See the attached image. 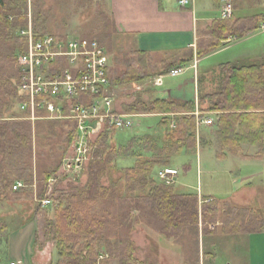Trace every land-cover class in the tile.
<instances>
[{
  "label": "rangeland",
  "instance_id": "rangeland-1",
  "mask_svg": "<svg viewBox=\"0 0 264 264\" xmlns=\"http://www.w3.org/2000/svg\"><path fill=\"white\" fill-rule=\"evenodd\" d=\"M234 1L236 2L234 4L237 5L236 10H232V18H245V16L264 12V4L261 3L264 0ZM221 2L225 5L230 4L232 9L234 7L232 0H222ZM26 3L27 24L29 25V21L31 22L36 36L66 37L68 35L81 38L86 35L97 38V32L102 23L101 11H106L101 2L97 0H26ZM217 9L214 8L211 11L215 12V16H217ZM203 32L199 34L197 41L201 39L202 34L204 35ZM257 34L258 38L235 46L215 58L203 60L196 70V77L216 70L218 64L230 55L238 56L242 52L246 53L249 49H257L264 43V34L259 31ZM9 41L5 46L0 44V50L6 49L11 54L12 51L16 53L20 42H17L15 38H9ZM108 46L106 44L104 47L108 57V66L111 67V73L117 74L124 70L123 64L127 63L125 61L128 59L126 56L128 45L123 43L120 48L118 47L119 49H114L113 45L112 47ZM188 66L182 67L183 73L180 76L171 77L167 74L163 80L164 87L156 89L155 95L158 96L159 92L169 89L172 99L193 101L195 93L193 71L186 68ZM5 68H8L7 73L11 75L13 72L12 63L5 65ZM218 84V72L205 75L201 87L202 95L215 93ZM9 88L7 87V89ZM153 89L152 83L144 80L138 85L127 84L119 87L110 85L108 94L112 101V107L116 113L130 117L126 119L130 122L129 127L122 131L110 130L115 134L112 135L115 136V140H112L106 149L100 147L99 140L104 130L94 136L90 140L91 148L88 157L78 172L73 174V170H66L64 163L75 154L73 146L75 136L66 148L67 127L57 123L56 129L52 133L53 137L41 140V137L35 133L36 120L32 121L28 119L27 114L16 112V107L11 106L12 95L9 91L6 92L0 88V121H10L8 123L30 121L26 124L27 129L22 131L25 135L22 147L25 145L24 147L27 148L20 152L25 155L24 158H27L31 170L27 174L29 176L25 183L15 180L9 184L10 192L6 196V200L10 204L20 202L26 208L30 206V209H21L20 211L24 213L25 218H31L35 214L34 218L38 219L35 250H52L53 261L50 264H66V260L59 257L56 242L52 240L54 231L50 226L55 221V210L59 205L65 207L66 203L71 202L73 195H78L82 191L90 194L91 204L88 207L92 214L104 221V234L95 241L77 240L76 253L79 252V245L82 246L93 241L91 255L105 252L108 255L109 264H119L118 254L124 245L128 247V253L131 250V256L139 264H198L196 239L202 232H225L229 231L230 226L238 227V229L246 226L245 229L249 232L264 223V159L256 160L258 153L264 156V150L257 152V150L243 151L222 147L220 143H223L224 140L210 134L214 132L217 124V118L212 115L213 125L201 127L198 136L195 133L194 154L182 152L174 154L170 151L161 153L160 151L166 144L165 130L160 126L161 119L147 116L151 114L145 113L142 104L137 101L141 98L143 101H147V96L152 94ZM207 106L206 101L201 105L204 109ZM28 125L31 127L30 129ZM13 132L9 129L5 131L4 139L8 136L9 143L13 141ZM47 148L53 150L51 158L44 155ZM110 148H115L114 152ZM242 154L246 156L249 154L251 158L243 157L242 159L238 156ZM252 155L256 156L255 159ZM146 159L160 161L158 163L160 165L154 168L152 176L156 183L159 182L157 174L154 175L157 171L164 168L178 169L176 184L170 188L177 192L181 189L200 194L201 197L197 194L199 206L197 226L194 225V217H191L190 209L181 215L185 217L183 222L167 227L155 214L149 213L146 209H131L128 201L118 200L129 189L130 184L125 178L127 170L140 166V163L145 162ZM46 169L51 172H46L50 173V177L44 180L45 174L42 172ZM1 174L3 178L6 176L5 171H1ZM16 182H21L23 187L13 192L12 187ZM39 195L42 196L39 197ZM81 197L85 198L83 195ZM204 197H212L218 201L220 204L217 209H200ZM44 200H50V204L43 208L39 206V203ZM121 202L124 203L123 206H121ZM112 203L116 204L115 208L123 209H110L109 205ZM230 207L233 209H227ZM202 210L205 211L204 215L207 218L204 226L201 223ZM14 211L11 209L9 213H14ZM2 214L3 221L6 220L7 224V230L4 231L6 236L15 228L16 222L21 219L18 215L14 225H11L9 223L11 218H8L6 213ZM49 233L51 236L48 235ZM4 239V236H0L3 248L5 247ZM119 244H122V247ZM3 248H0V252L4 250ZM82 253L88 256L86 251ZM0 264H7L5 257L0 256Z\"/></svg>",
  "mask_w": 264,
  "mask_h": 264
},
{
  "label": "trees",
  "instance_id": "trees-1",
  "mask_svg": "<svg viewBox=\"0 0 264 264\" xmlns=\"http://www.w3.org/2000/svg\"><path fill=\"white\" fill-rule=\"evenodd\" d=\"M215 3H220L222 0H213ZM233 1V9L236 10V5ZM236 3V2H235ZM231 6V5H230ZM27 3L26 0H0V44L6 45L10 42L9 38H15L17 42H20L17 52L12 54L6 49L0 50V88L4 91H9L12 99L11 106L16 107V112L26 115V113L20 111V104L25 101V98L21 96L19 91L20 72L17 65V58L25 51L27 40L21 36V32L28 28L27 24ZM232 8V6H231ZM111 24L107 21L103 26L104 36L101 35L96 38L93 36H82L81 38L96 40L102 47H105L109 34V28ZM264 25V13L259 12L252 16L243 19H221L214 21L210 27H208L202 34L201 39L197 41L195 58L201 59L212 52H215L222 47L223 42L239 41L249 34L258 32L260 27ZM32 29L33 26H32ZM10 47V46H8ZM194 60V56L181 60L177 69H180V65H185ZM13 65V72L10 75L7 73L8 68L5 65ZM174 66V65H172ZM5 68V69H4ZM176 70V69H175ZM143 72V69L137 67H131L121 79L113 80L108 70L107 77L111 86H122L136 81L144 80V77H138V74ZM172 70L166 69L161 75L169 74ZM218 72V88L213 94L202 95L201 87L203 85L204 76H198L196 78L197 84V104L198 110L201 113H221L222 117H226L234 125L240 123L239 134L243 136V141H253L264 139V59L250 61L245 60L234 64L221 65L217 70L210 74ZM209 75V74H208ZM136 76V78L134 77ZM7 87L9 89H7ZM205 101L208 103L206 109L201 107ZM139 104H142L143 111L145 113H163V114H180L184 115L174 116L173 118L165 117L160 121V126L165 130L164 139L166 141L165 146L160 151L161 153L171 152L174 154H194L195 153V117L192 113L195 110L194 101H186L183 103H177L171 99H151L149 101L139 100ZM42 113H38L37 117ZM223 118L220 119V121ZM218 121V122H220ZM0 203L6 200V196L10 192L8 190L9 184L12 181L20 180L25 183L30 173V165L27 162V158H24L22 150L27 147H22V143L25 142V135L22 131L27 129V122L22 120L17 121L21 123H8L10 121H0ZM16 122V121H14ZM24 122V123H23ZM57 123L63 124L67 127V134L65 136L67 148L70 140L76 134L75 124L67 120H48L41 119L36 120L34 124L35 133L41 137V140L45 138L50 139L53 137L52 133L57 127ZM174 125V127H172ZM263 127V131L259 132L260 127ZM29 129L31 128L28 125ZM258 128L257 133L251 130ZM248 129V132L246 131ZM9 129L14 131L12 136L13 141L10 143L4 137L5 131ZM231 130V131H227ZM234 129H226L222 136H228L229 132H233ZM30 133V132H29ZM212 134V133H210ZM114 133L110 130H105L100 135V147L106 149L108 144L115 140ZM230 135V134H229ZM48 136V137H47ZM30 138V137H29ZM224 139V138H223ZM115 150V148H110ZM21 151V152H20ZM53 150L46 149L44 155L51 158ZM152 153L151 151H149ZM160 161H150L146 159L141 165L127 170L125 178L129 182V189L126 194L122 195L121 200L123 202H129L131 209H146L149 213L155 214L164 225H176L185 220L184 216H181L184 211L190 209L191 217H194V225L198 224V197L195 193L190 192H177L171 189V186H165L162 183H156L153 180L154 168ZM1 171L6 172V176L3 178ZM51 170H44L42 174H45L44 180L50 177ZM158 172V171H157ZM154 173L155 174H157ZM9 179L7 180L6 179ZM88 187V186H87ZM13 188V187H12ZM90 188V187H89ZM88 188V190H89ZM11 189V188H10ZM87 189V188H86ZM85 189V190H86ZM13 190V189H12ZM16 192V191H13ZM105 192V190H104ZM85 191L79 192L78 195H73L71 202L66 203L65 207L59 205L55 210V221L50 228L54 231L52 240L56 242V247L59 250V257L66 260V264H96V259L100 254H107L105 252H98L92 256V242L99 239L104 234V221H101L92 214L88 206L91 204L90 194ZM83 195L85 198H82ZM42 195H39L41 197ZM93 197V194H92ZM208 201V202H207ZM121 202V206L124 203ZM218 201L212 198L203 199V204L200 209H217ZM114 203L110 204V209H123L120 207L115 208ZM40 206V205H39ZM38 207V206H37ZM233 209V208H227ZM236 209V208H234ZM205 211L202 210V225L207 220L204 215ZM252 214V213H251ZM35 214L31 217L34 219ZM109 216V214H108ZM249 221V220H248ZM102 222V223H101ZM250 222V221H249ZM243 226L242 229L238 227H231L229 231H225V234H238L247 233ZM264 228V223L259 227L250 230L249 232H259ZM51 236V233L48 234ZM93 240L82 246L79 245V252L76 253L77 240ZM36 244V237L34 246ZM122 247V244H119ZM86 251L88 256L82 253ZM131 252V250H130ZM128 253V247L126 245L120 250L118 254L119 264H139Z\"/></svg>",
  "mask_w": 264,
  "mask_h": 264
},
{
  "label": "crops",
  "instance_id": "crops-1",
  "mask_svg": "<svg viewBox=\"0 0 264 264\" xmlns=\"http://www.w3.org/2000/svg\"><path fill=\"white\" fill-rule=\"evenodd\" d=\"M97 1H100L106 10L105 12L104 10L101 11L102 23L100 25V30L97 32V36L99 37L101 35L102 37L105 35L103 26L108 21L111 24L107 32L109 34L106 41V44L109 45L108 47H112L113 45L114 49H119L123 43L128 45V54L126 56L129 60L127 59L125 61L127 63L123 64L124 70L117 74L114 72L111 73V67L109 66L110 76L113 80L121 79L131 67L135 66V68L137 67L138 69L142 68L143 72H140L138 77H144V81H150L154 86L152 94L147 96V101L157 98L164 100L171 99L177 103L186 102V100L182 99H172L169 89L159 92L158 96L155 95L154 91L156 89L164 87L163 80L167 74L161 75L163 71L166 69L172 71L177 69L176 66H179L181 60L191 57V55H193L194 60H196L197 64L195 70H197L203 60L215 58L235 46L258 38V34L255 32L239 41L223 42L222 47L215 52L201 59H196L195 51L199 34L210 27L214 21L221 20V13L225 6L223 2L215 3L213 0H202V2L201 0H192L190 4L183 7L179 4L180 0ZM261 3L264 4V2ZM214 8H218L216 10L217 16H215V12H211ZM245 18H247V16H245ZM236 19L243 18L236 17ZM67 36L68 35H66V37ZM263 45L264 43L258 46L257 49H249L246 53L243 54L242 52L238 56H228L226 60L223 59V61L218 64L216 70L221 65L225 64H234L245 60L256 61L264 59ZM122 48L121 50H123ZM193 61L185 65H180V67L182 68L189 65L186 68L193 71V85L195 89L193 100L195 104L194 112H199L196 78L198 76L210 74L215 70L197 75L196 77V75L194 76L192 67ZM145 70L146 72H144ZM168 75L171 76L170 73ZM134 77L136 78V76ZM142 81L143 80L129 83V85H138L140 82L142 83ZM141 99L143 100V98ZM194 112L192 113L193 116ZM211 114L217 118L216 128L212 134L216 135L218 138H224L223 143H220L222 147L243 151L257 150L258 152L262 149L264 150V139H255L253 141V139L250 138V141H243V136L239 134L240 123L234 125L229 119L222 117L223 115H221V113ZM178 115H184V113H154L147 116L160 118L162 120L165 117L173 118ZM221 118L223 119L220 121ZM232 127L234 131L229 132L230 135L228 134V136L225 135L223 137L222 133L225 132L226 129H232ZM256 130H258L257 127L255 130L251 131L257 133ZM246 131L248 132L247 128ZM262 131L263 127L261 126L259 132ZM259 154L260 153L256 155L257 157L255 155H252V157H254V159L256 157V160L264 159V156ZM238 156L242 159L243 157L248 159L251 158L249 154L248 156L245 154ZM178 192L184 193L186 191L179 189ZM198 196H200V194ZM11 209L15 211L10 214L9 211ZM21 209H30V206L26 208V206L20 202L10 204L7 200L0 203V236L5 237L4 248L3 242H0V248L4 249L0 252V256L5 257L7 264H50L53 261L52 250H35L34 241L38 232V219L34 218L31 220L30 217L25 218L23 216L24 213L20 211ZM2 213H6L9 216L8 218H11L9 220L11 225H14L16 222L15 218H17L18 215L21 219L16 222L14 225L15 228L6 236L4 235V231L7 230V224L6 220L3 221L4 217ZM196 241L198 264H264V230L238 234H225L221 231L202 232L200 236L197 237Z\"/></svg>",
  "mask_w": 264,
  "mask_h": 264
},
{
  "label": "built area",
  "instance_id": "built-area-1",
  "mask_svg": "<svg viewBox=\"0 0 264 264\" xmlns=\"http://www.w3.org/2000/svg\"><path fill=\"white\" fill-rule=\"evenodd\" d=\"M191 2L180 0L179 4L184 7ZM231 15L232 8L226 4L221 19H229ZM29 23L28 28L21 32V36L27 40L25 51L17 58L19 91L25 98L19 108L32 121L47 118L75 124V154L64 163V167L76 174L88 157L90 140L103 130L128 129L130 122L126 119L130 117L116 113L112 107L108 94L109 64L104 47L96 40L86 38L36 36ZM259 32L264 34V25ZM196 64L194 60V76ZM182 72V69H176L170 75L174 77ZM38 113H42L39 115L42 117H37ZM211 115L194 112L197 136L201 127L213 125ZM177 175V169L164 168L157 172V179L165 186H173ZM22 187L21 182H16L12 189L18 191ZM39 204L44 208L50 204V200ZM108 260V255L100 254L96 264H109Z\"/></svg>",
  "mask_w": 264,
  "mask_h": 264
}]
</instances>
